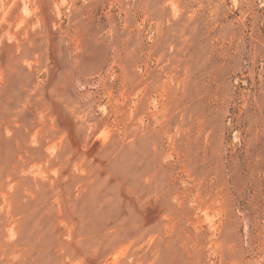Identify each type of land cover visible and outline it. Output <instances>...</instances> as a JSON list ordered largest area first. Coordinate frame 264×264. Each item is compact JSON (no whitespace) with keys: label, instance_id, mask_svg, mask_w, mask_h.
Wrapping results in <instances>:
<instances>
[{"label":"rangeland","instance_id":"374dc122","mask_svg":"<svg viewBox=\"0 0 264 264\" xmlns=\"http://www.w3.org/2000/svg\"><path fill=\"white\" fill-rule=\"evenodd\" d=\"M0 264H264V0H0Z\"/></svg>","mask_w":264,"mask_h":264}]
</instances>
